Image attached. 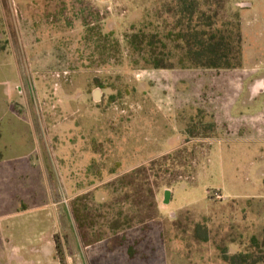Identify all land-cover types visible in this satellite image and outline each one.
<instances>
[{"label":"rangeland","instance_id":"374dc122","mask_svg":"<svg viewBox=\"0 0 264 264\" xmlns=\"http://www.w3.org/2000/svg\"><path fill=\"white\" fill-rule=\"evenodd\" d=\"M246 2L251 4L242 11L247 47H255L258 57L264 59V0H226L231 13H239ZM20 5L6 21L10 40L16 41L3 40L0 26V47L28 52L24 89H14L13 94L24 101L17 102L15 109L32 117L46 144L59 148L53 173L61 204L72 211L74 199L90 193L89 205L98 207L92 209L93 215H100L94 218L95 225L81 233L77 229L82 246L113 238L120 242L123 231L109 233L110 210L98 205L118 195L111 182L154 158L185 148L180 162L187 166L180 171L185 170L186 180L157 189L158 217L149 222L146 236L136 232L137 225L126 230L131 241L141 242L142 254L132 259L105 254L91 264H225L215 246L224 244L225 233L232 230L235 236L242 233L247 238L264 223L260 216L264 207H260L261 200L257 202L264 199V153L213 145L207 137L191 138L188 126L193 133L210 132L194 128L200 119L206 124L209 121L206 94L196 99L201 105L181 110L185 99L176 80L163 84L165 98L171 96L176 108L150 102L146 91L155 78H150L149 67L133 65L126 35L141 28L147 31L151 21L172 23L168 7L174 5L173 0H23ZM87 5L100 11L102 31H112L119 42L120 52L112 60L103 62V48L84 40L82 17L90 14ZM251 29H258L260 35L256 37ZM207 73L180 75L189 82L203 83ZM97 88L101 93L98 101L93 97ZM14 175L0 167L1 179ZM8 183L2 184L5 194ZM166 189L170 195L165 201ZM8 195L11 202L3 211L14 210V195ZM197 222L211 229V241L194 239L192 227ZM231 247L233 251L238 246ZM58 248L63 262L69 253L65 256L63 248Z\"/></svg>","mask_w":264,"mask_h":264},{"label":"crops","instance_id":"0c3cea01","mask_svg":"<svg viewBox=\"0 0 264 264\" xmlns=\"http://www.w3.org/2000/svg\"><path fill=\"white\" fill-rule=\"evenodd\" d=\"M21 2L23 0H0L3 40L16 41L15 38L10 40L6 21L13 9H21ZM250 7L251 4L246 2L239 9L243 38L241 67L219 70L150 68V78H155V84H151L146 92L153 105L176 108L171 96L165 98L163 85L165 81L170 85L176 80L179 83L177 90L185 99V102L181 101L180 109L185 111L195 107L196 99L206 94L208 124H213L206 137L211 144L264 153V59L258 57L255 47L248 50L242 18V11ZM251 31L256 37L260 35L258 29ZM26 53L13 47H0V167L15 172L13 177L0 178V264H72L74 261L91 264V260L98 263V257L105 254H124L130 259L138 256H129L114 238L85 246L80 243L73 215L61 204L53 173L59 148L46 144L35 129L32 117L26 113L18 114L15 109L17 102L24 101L13 94L14 89H24L29 70ZM205 71L208 73L203 83L189 82L180 75ZM262 179L264 182V172ZM5 181L10 185L6 194L2 185ZM10 193L14 195V210L3 211V206L11 202ZM159 214L161 218L165 217L160 211ZM59 245L65 256L69 253L63 262L57 254ZM141 260L145 261V257Z\"/></svg>","mask_w":264,"mask_h":264},{"label":"trees","instance_id":"16d2710c","mask_svg":"<svg viewBox=\"0 0 264 264\" xmlns=\"http://www.w3.org/2000/svg\"><path fill=\"white\" fill-rule=\"evenodd\" d=\"M173 3V6L168 7L174 18L172 23L151 21L146 25L147 31L141 28L127 33L126 41L132 52L131 62L134 66L216 70L241 67V17L237 12L228 11L226 0H173ZM87 6L90 8L89 16L92 17H82L84 40L98 49L103 48V62L112 60L120 52L119 42L112 31H102L99 21L103 17L100 11L92 9L91 5ZM205 124L200 119L194 128L212 130L213 124ZM186 132L191 138L201 135L193 133L191 126L187 127ZM184 151L185 148H178L120 175L110 183L118 195L109 203L98 204L110 210V218L106 223L109 233L118 234L123 231L119 245L129 256L142 254L138 246L141 242L131 241L132 237L127 236L126 230L137 225L139 230L136 232L146 236L149 222L158 217L157 189L162 185L169 187L186 180L185 170L180 171V168L187 166L180 162ZM89 198L90 193H85L73 201L71 213L80 233L85 227L94 226V218L100 216L92 214V209L98 207L90 206ZM258 201L261 202L260 207H264V199L258 198ZM260 216H264V208ZM192 234L198 242L212 240L211 229L204 223H195ZM225 234L222 237L224 244L215 245L225 264H264V223L256 227L247 238L242 233L235 236L232 230ZM231 245L239 248L231 251Z\"/></svg>","mask_w":264,"mask_h":264},{"label":"water","instance_id":"95a60500","mask_svg":"<svg viewBox=\"0 0 264 264\" xmlns=\"http://www.w3.org/2000/svg\"><path fill=\"white\" fill-rule=\"evenodd\" d=\"M93 97L95 100H100L101 98V93H100V89L97 88L93 91ZM169 195H170V190L169 189H166L165 190V201L167 200V198H169Z\"/></svg>","mask_w":264,"mask_h":264}]
</instances>
